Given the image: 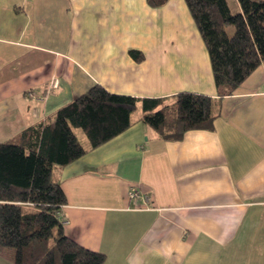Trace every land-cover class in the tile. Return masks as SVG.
Instances as JSON below:
<instances>
[{"label":"crops","instance_id":"1","mask_svg":"<svg viewBox=\"0 0 264 264\" xmlns=\"http://www.w3.org/2000/svg\"><path fill=\"white\" fill-rule=\"evenodd\" d=\"M96 85L141 100L204 95L216 119L166 142L139 103L126 132L56 167L66 235L104 264H264V62L220 100L184 0H0V144ZM15 258L0 250V264Z\"/></svg>","mask_w":264,"mask_h":264},{"label":"trees","instance_id":"2","mask_svg":"<svg viewBox=\"0 0 264 264\" xmlns=\"http://www.w3.org/2000/svg\"><path fill=\"white\" fill-rule=\"evenodd\" d=\"M169 1L147 4L158 9ZM184 1L209 53L220 100L232 96L264 62V0H238L237 14L228 0ZM132 54L144 59L137 51ZM139 103L141 121L166 142L211 129L216 119L213 99L204 95L141 100L96 85L45 124L0 144V250H14L16 264L105 263L104 254L66 235L63 210L68 200L54 169L73 164L126 132ZM77 130L86 135L89 149L79 142Z\"/></svg>","mask_w":264,"mask_h":264},{"label":"rangeland","instance_id":"3","mask_svg":"<svg viewBox=\"0 0 264 264\" xmlns=\"http://www.w3.org/2000/svg\"><path fill=\"white\" fill-rule=\"evenodd\" d=\"M228 2H229V6H230V9H231V11H232V13L233 14H237L238 13V11H237V9H236V4L238 3V0H228ZM192 17V16H191ZM234 31L232 30V29H229V33L230 34H232ZM205 50H207L206 49V46H205ZM57 82V81H56ZM55 82V83H56ZM58 83V82H57ZM53 86H51V88H50V91L49 92H51V91H53V90H56V89H53L52 88ZM32 96V95H31ZM33 97V96H32ZM40 100H42V99H40ZM139 113H141V112H137V111H135L134 112V114H133V117H136V116H138V115H140ZM77 135H78V139H79V142L81 143L83 140H85V141H88V139H87V137H86V135L83 133V131L82 130H77ZM65 222H67L65 219H64V223Z\"/></svg>","mask_w":264,"mask_h":264},{"label":"built area","instance_id":"4","mask_svg":"<svg viewBox=\"0 0 264 264\" xmlns=\"http://www.w3.org/2000/svg\"><path fill=\"white\" fill-rule=\"evenodd\" d=\"M52 86H53L52 87L53 89H57L58 86H59V84L56 82ZM128 196H129V199H131L133 201H137L138 198H139L138 192L137 191H134V190L130 191L129 194H128ZM65 225H67V222H65Z\"/></svg>","mask_w":264,"mask_h":264}]
</instances>
